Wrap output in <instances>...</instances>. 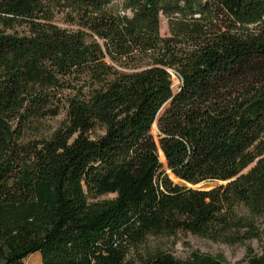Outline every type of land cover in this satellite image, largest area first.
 Returning a JSON list of instances; mask_svg holds the SVG:
<instances>
[{"label":"trees","instance_id":"trees-1","mask_svg":"<svg viewBox=\"0 0 264 264\" xmlns=\"http://www.w3.org/2000/svg\"><path fill=\"white\" fill-rule=\"evenodd\" d=\"M263 223L264 0H0V264H264Z\"/></svg>","mask_w":264,"mask_h":264},{"label":"rangeland","instance_id":"rangeland-1","mask_svg":"<svg viewBox=\"0 0 264 264\" xmlns=\"http://www.w3.org/2000/svg\"><path fill=\"white\" fill-rule=\"evenodd\" d=\"M159 32L163 37L169 36L167 20L160 16ZM175 88L177 87V80L173 77ZM62 117L59 116L54 119L46 121V126L51 131L55 129L60 123ZM152 133L156 134V127L152 129ZM219 183L208 182L198 185L196 188L201 190H208L217 187ZM264 226V223H263ZM242 233V231H241ZM250 246L255 252L260 249V242L257 238H249L246 240H238L231 242L225 239V236L220 232L219 236L215 237H201L189 233H178L171 240L165 242V249L177 259H185L190 252L198 251L203 254L221 255L224 257L227 264H243L245 249ZM24 264H40L39 253H34L27 257Z\"/></svg>","mask_w":264,"mask_h":264}]
</instances>
